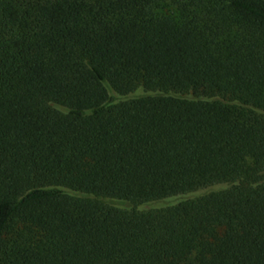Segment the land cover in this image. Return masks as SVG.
<instances>
[{"label":"trees","instance_id":"1","mask_svg":"<svg viewBox=\"0 0 264 264\" xmlns=\"http://www.w3.org/2000/svg\"><path fill=\"white\" fill-rule=\"evenodd\" d=\"M0 264H264V0H0Z\"/></svg>","mask_w":264,"mask_h":264}]
</instances>
